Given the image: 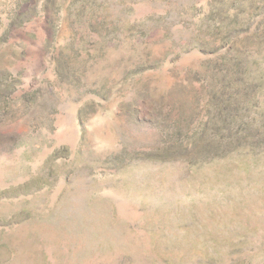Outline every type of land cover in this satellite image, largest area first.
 <instances>
[{
	"label": "rangeland",
	"instance_id": "374dc122",
	"mask_svg": "<svg viewBox=\"0 0 264 264\" xmlns=\"http://www.w3.org/2000/svg\"><path fill=\"white\" fill-rule=\"evenodd\" d=\"M0 264H264V0H0Z\"/></svg>",
	"mask_w": 264,
	"mask_h": 264
}]
</instances>
